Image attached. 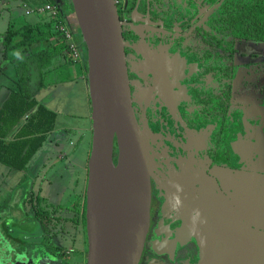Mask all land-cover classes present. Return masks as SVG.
Returning <instances> with one entry per match:
<instances>
[{"label": "flooded vegetation", "instance_id": "flooded-vegetation-1", "mask_svg": "<svg viewBox=\"0 0 264 264\" xmlns=\"http://www.w3.org/2000/svg\"><path fill=\"white\" fill-rule=\"evenodd\" d=\"M114 1L131 105L155 162L137 264H256L264 50L242 45L264 40L239 37L222 20L227 0Z\"/></svg>", "mask_w": 264, "mask_h": 264}, {"label": "water", "instance_id": "water-1", "mask_svg": "<svg viewBox=\"0 0 264 264\" xmlns=\"http://www.w3.org/2000/svg\"><path fill=\"white\" fill-rule=\"evenodd\" d=\"M70 4L87 57L92 121L85 190L86 264H137L149 224L150 177L155 170L150 134L147 128L140 129L131 105L115 1L70 0ZM262 238L256 245L264 249ZM0 247L2 258L25 257ZM35 259L27 263L34 264ZM256 264H264V250Z\"/></svg>", "mask_w": 264, "mask_h": 264}, {"label": "crops", "instance_id": "crops-1", "mask_svg": "<svg viewBox=\"0 0 264 264\" xmlns=\"http://www.w3.org/2000/svg\"><path fill=\"white\" fill-rule=\"evenodd\" d=\"M13 1L19 3V0ZM58 1L60 2V0ZM14 2H5V8L10 11V13L13 12L20 14L19 12L21 9H15L13 6ZM66 19L68 25L74 31L75 37L78 39L79 35L76 34L78 30L73 17V12H69ZM41 20H43V18L33 23L25 22L24 24L39 23L38 25L41 28H44V24ZM11 23L10 26L15 28ZM8 25L9 24H7V28ZM57 40L61 39L59 35L56 34L48 40H42L30 47H25L24 49L20 48L24 55L22 58L16 54L18 49L9 51L7 54L2 52V58L5 60L9 58V60L6 61L7 66L18 63L22 60L33 61L35 64L34 70H37L36 74L41 78L43 84V87L35 92L34 98L38 103L44 105L47 109L56 114L54 130L47 135L46 140L28 162L25 169L19 171L23 173L24 180L31 185L29 188L31 191L27 195L25 203H27L29 212L31 213L29 214V217L34 218L31 219V221H34V226L39 230L38 235L33 236V232L31 233L29 231V236L25 235L22 238L13 237V240L18 244H22L27 238L33 237L34 239L31 240L36 242H32L37 243V245L34 246H40L41 248L43 246L41 243L46 242L47 238L53 242L55 251L57 250L59 252V256L57 257H51L47 254L48 250L46 248H42L45 253H42L41 250H34V252L30 254L26 251L22 252L27 259L36 258V263L34 264H86L87 241L82 216L87 183V161L91 150L92 139L91 105L86 80L87 72L85 66H83L84 62L82 63V66L74 64L65 56L64 51L62 54L54 56L48 64L44 65V52L50 44H54ZM77 41L80 42V39ZM1 50H4L3 43L0 47V51ZM2 58L0 57V59ZM84 58L85 52H83V61ZM3 68L5 70L2 69V73L8 76L9 80H11V75L6 73L8 67L4 65ZM13 82H15V80ZM1 87L2 86H0V91ZM47 89H58L57 94L64 100V117L67 122L63 125H57V98L54 96L49 98L47 93H45ZM74 89L79 91L80 98L77 102L72 101L71 99V90ZM10 91L8 93H10ZM8 96L3 98L0 103V108ZM54 150L58 151L57 157L50 160V156L48 155ZM58 159H60L61 164L64 165L61 166L63 171L57 173L59 178H72L69 171L70 167L71 169L75 167L78 168V176H74L72 182L65 183L63 188L55 190V199L52 202L53 204L51 207L48 208V205H44L45 197H42V178L49 173L54 165L57 164ZM37 181H41V183L39 184L37 191H34L33 187ZM43 205L46 206L45 211L41 208ZM33 210H39V215L35 216ZM21 239L24 241H21ZM26 243L31 244L29 241H26ZM37 259L40 260L37 261Z\"/></svg>", "mask_w": 264, "mask_h": 264}, {"label": "trees", "instance_id": "trees-1", "mask_svg": "<svg viewBox=\"0 0 264 264\" xmlns=\"http://www.w3.org/2000/svg\"><path fill=\"white\" fill-rule=\"evenodd\" d=\"M22 1L33 7L43 3L39 0ZM59 3L64 6L63 1ZM62 12L64 13L63 10ZM71 12H73L72 8ZM220 14L222 20H230L239 37L264 40V0H227ZM41 21L44 28H41L39 23L23 24L13 28L9 23L2 42L4 54L30 47L57 34L52 28L51 21ZM80 41L82 42L81 35ZM64 49L65 44L62 40L50 44L44 52V65L48 64L54 56L62 54ZM83 62V66L87 69L86 54ZM42 87V82L38 83L36 91ZM21 90V87L11 90L0 108V165H4L10 171L25 169L46 140L47 135L54 130L56 120V114L53 111L35 100L36 91L25 94ZM34 214L38 216L39 210L34 211ZM82 217L85 225V202Z\"/></svg>", "mask_w": 264, "mask_h": 264}, {"label": "rangeland", "instance_id": "rangeland-1", "mask_svg": "<svg viewBox=\"0 0 264 264\" xmlns=\"http://www.w3.org/2000/svg\"><path fill=\"white\" fill-rule=\"evenodd\" d=\"M64 2V6L60 4L62 7V10L64 13L67 14L71 12V4L70 0H60ZM5 2L13 3V0H0V47L3 42V33L5 32L7 28V24L11 23L15 28L18 26L27 23H33L36 22L42 17H39L35 14H31L30 16H25L22 9L19 6L18 2H14L13 6L15 9H21L20 14H16L10 11H8L5 8ZM39 2H43V0H39ZM18 5V7H17ZM73 11V10H72ZM63 13V14H64ZM15 14V15H14ZM64 14V16H65ZM65 16V18H66ZM78 30V29H77ZM76 34L79 35V38L75 37V40L80 39V33L79 31L76 32ZM75 36V35H74ZM244 46V47H243ZM242 50H248L252 49L256 53L262 52L264 50V43L261 42H251L248 41L246 43H243ZM2 50L0 51V57L2 58ZM16 54L19 55V57H24L23 52L21 49H18L16 51ZM259 55V54H258ZM11 57V56H10ZM3 59V60H2ZM0 59V103L3 100L4 97H7L9 95L10 90H17L18 87H21L22 93L25 94H32L36 91L38 83H41V78L37 76L36 71L34 70L35 64L33 61L30 60H22L18 63L12 64L10 66H7L6 61L4 58ZM8 67V71L6 73L11 75V80H9L8 76H6L4 73H2L3 66ZM33 65V66H32ZM5 70V69H4ZM15 80V82H13ZM11 81V82H9ZM47 93L49 98H52L54 96L56 99V106L58 111V120L57 125H63L65 122L64 117V100L59 96L58 89L56 90H50L47 89L45 91ZM79 91H76V89L71 90V99L72 101L77 102L79 99ZM69 121V120H68ZM57 150H54L50 153V160L55 159L57 157ZM114 155H116V151L114 152ZM61 166H64L61 164V160H57V164L54 165L48 174L43 176V196L45 197V204L48 205L47 207L50 208L54 201V192L55 190H58L60 188H63L65 186V183L72 182L74 180V176H78V168H72L70 167V174L72 178H59L58 174L59 171H63L61 169ZM41 181H37L35 186L33 187L34 191H37V188ZM31 185L24 180V175L22 172L19 171H13L8 170L4 165H0V246L3 245L6 249H15L17 253L22 255L23 251L28 252V254L36 251H42V253H45L42 248H46L48 250V253L51 257H57L58 251H55V247L53 242L47 238L46 242H43L42 248L35 247L34 245H37V243H33L36 241H33L32 238H27L26 241L31 244L26 243L23 239L21 241H24L22 244H18L16 241L13 240V237H20L23 236H29V231L32 233L33 236L38 235V228L34 226V221H31L29 214V207L27 203H25V199L27 198V195L30 193L31 190L29 188ZM42 206V210L45 211L46 206ZM38 219V218H37ZM32 222V223H30ZM25 233V234H24ZM2 239L5 241L3 242ZM33 241V242H32ZM2 247H0L1 250ZM55 251V252H54ZM28 260L24 257L22 261L12 259L10 257H0V264H28Z\"/></svg>", "mask_w": 264, "mask_h": 264}, {"label": "built area", "instance_id": "built-area-1", "mask_svg": "<svg viewBox=\"0 0 264 264\" xmlns=\"http://www.w3.org/2000/svg\"><path fill=\"white\" fill-rule=\"evenodd\" d=\"M19 6L25 16L35 14L42 17L45 21L52 22V28L59 35L65 44L64 54L74 64L82 66L83 63V44L75 40V33L68 25L60 3L57 0H43L38 6H30L28 3L19 0Z\"/></svg>", "mask_w": 264, "mask_h": 264}]
</instances>
